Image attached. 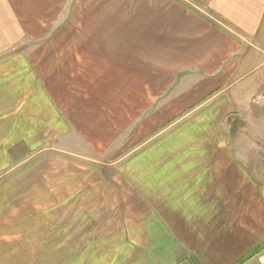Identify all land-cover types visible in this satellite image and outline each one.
Segmentation results:
<instances>
[{
  "label": "crops",
  "instance_id": "0c3cea01",
  "mask_svg": "<svg viewBox=\"0 0 264 264\" xmlns=\"http://www.w3.org/2000/svg\"><path fill=\"white\" fill-rule=\"evenodd\" d=\"M73 2L74 9L83 8L87 36L67 71L73 83L77 72L84 73L92 98L84 111L91 120L98 104L110 106L106 112H125V106L139 112L141 104L131 98L156 99L159 81L166 82L160 87L165 92L181 82L174 92L203 107L219 99L133 156L122 168L131 184L106 193L88 185L83 197L77 189L70 201L116 204L120 226L114 235H121L125 248L115 264H236L264 242V153L247 136L233 137L234 125L226 127L224 118L231 109L248 118L262 84L261 78L246 81V71L264 26V0ZM40 6V0H0V55L30 32V11ZM14 53L2 56L0 67ZM5 74L6 68L0 81ZM52 96L58 109L74 106L68 95L64 101ZM260 119L253 122L258 130ZM102 204L97 207L105 209Z\"/></svg>",
  "mask_w": 264,
  "mask_h": 264
},
{
  "label": "rangeland",
  "instance_id": "374dc122",
  "mask_svg": "<svg viewBox=\"0 0 264 264\" xmlns=\"http://www.w3.org/2000/svg\"><path fill=\"white\" fill-rule=\"evenodd\" d=\"M40 1L28 17L30 32L0 55L1 61L16 53L0 67L6 68L7 78L0 81V264H115L125 248L121 235H114L120 226L116 204L88 207L84 199L71 202L70 195L78 189L77 196L83 197L88 185L106 193V188L131 184L122 168L133 156L195 119L219 97L203 107L196 98L189 102L174 92L181 82L165 92L160 87L166 82L159 81L156 99L131 98L141 104L139 112H127L131 106L106 112L110 106L98 104L92 121L84 111L92 99L84 89V73L77 72L79 80L73 83L67 71L87 36L83 8L74 9V0ZM254 44L246 81L261 78L262 84L251 97L248 118L231 109L224 122L234 125L233 137L247 136L264 153V26ZM21 67L28 73L21 75ZM50 93L58 100L68 95L74 106L58 109ZM258 118L260 130L253 125ZM257 249L244 264H261L264 242Z\"/></svg>",
  "mask_w": 264,
  "mask_h": 264
},
{
  "label": "trees",
  "instance_id": "16d2710c",
  "mask_svg": "<svg viewBox=\"0 0 264 264\" xmlns=\"http://www.w3.org/2000/svg\"><path fill=\"white\" fill-rule=\"evenodd\" d=\"M257 252L260 251L259 249L256 250ZM256 251H252L251 254L256 253ZM251 254H248L247 256L243 257L241 260H239L236 264H244L248 259H250Z\"/></svg>",
  "mask_w": 264,
  "mask_h": 264
},
{
  "label": "built area",
  "instance_id": "2783aa9c",
  "mask_svg": "<svg viewBox=\"0 0 264 264\" xmlns=\"http://www.w3.org/2000/svg\"><path fill=\"white\" fill-rule=\"evenodd\" d=\"M260 263H261V264H264V256H261V258H260Z\"/></svg>",
  "mask_w": 264,
  "mask_h": 264
}]
</instances>
